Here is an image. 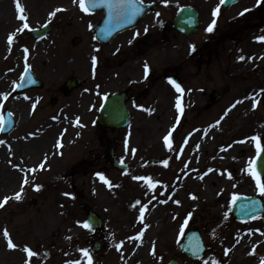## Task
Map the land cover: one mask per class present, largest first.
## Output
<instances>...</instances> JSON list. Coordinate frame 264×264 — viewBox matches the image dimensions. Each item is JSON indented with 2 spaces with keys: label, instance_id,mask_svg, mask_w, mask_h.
Instances as JSON below:
<instances>
[{
  "label": "rangeland",
  "instance_id": "obj_1",
  "mask_svg": "<svg viewBox=\"0 0 264 264\" xmlns=\"http://www.w3.org/2000/svg\"><path fill=\"white\" fill-rule=\"evenodd\" d=\"M8 2L16 8V0ZM19 2L25 7L19 14L26 20L15 15L12 24L5 25L7 28L0 34L1 44L5 45L0 76H5L7 86H2L4 89L0 91V124L4 108L12 112L16 122L10 133L0 134V141H3L0 143V176L15 172L8 187L0 181V264H25L26 260L28 264H71L73 261L89 264L88 256L91 264H166L171 257L180 264H261L264 231L258 226L264 221V212L247 222H237L230 214V203L234 195L240 194L255 195L264 202V193L258 190L249 163L257 148H264V40L255 39L264 36V29L250 32L248 42L243 45L247 81L244 87L240 85L241 90H228L230 56L226 45L218 51V62L212 60L200 80L188 82L193 87L203 85L205 96L212 90L211 86L221 91L216 105L207 113L198 112L200 117L194 124L201 125L217 118L212 126L197 128L195 136L188 142L199 143L200 147L186 146L172 157L170 163L176 162L170 170L169 181L162 182L160 166H151L159 172L150 178L141 170L133 177L107 172L105 179L109 186L104 187L92 178L90 173L94 168L85 164L88 143L95 129L85 130L83 135L76 137L79 135L77 129L60 124V121L67 123L65 114L70 113L63 111L59 117L58 107L64 103L77 104L76 96L81 98L77 95L81 91L71 96L55 91L70 74L82 78L85 71L87 84L92 80L87 73V56L93 42L86 32L99 15L87 17L79 0L75 3L73 0ZM53 12L55 14L50 16ZM25 22L29 27L19 31ZM44 24H49L51 31L43 38L36 40L28 34L29 29ZM12 28L15 29L13 33ZM10 34H14L11 43L8 41ZM249 54L254 57L247 60ZM174 59L173 54L169 61L160 55L152 66L157 70L163 62H174ZM26 65L42 81V88L13 94L12 87L18 83ZM190 71L194 72V69L190 68ZM125 75L120 77L123 79ZM118 87V82H114L107 85V91ZM165 90L157 84L150 90V97L161 99ZM52 97L57 100L53 106L49 103ZM232 98L240 99L235 101L234 110L226 114ZM91 99L92 94L83 97L85 104ZM254 102L256 107H253ZM193 111L188 110L186 117L192 118ZM85 114L90 119L92 113ZM157 114L159 118L154 116L151 121L135 114L133 128L119 130V133L121 138H131V145H136L140 154L164 159V135L171 117L168 122L166 111ZM172 114L170 110V116ZM193 128V124H186L174 131L171 144L176 146V152L182 134ZM48 129L52 134L49 139H43V147L41 144L38 149L31 147L32 139ZM25 147L27 155L22 154ZM25 178L28 182L23 184L21 191ZM110 181L114 187L110 186ZM260 181L264 184V177ZM34 185L40 187L37 189ZM16 192L21 194L19 200L14 198ZM4 197L9 199L4 201ZM81 203L99 213L104 221L102 230L93 232L77 223L84 222L86 217ZM156 206L161 209L151 218ZM253 225L258 226H254L255 237L250 239L249 245L238 253L230 252L229 249L240 237L246 236ZM193 228L200 231L206 247L199 260L189 259L179 251L185 232ZM5 229L9 234L7 238L3 235ZM8 239L16 247L9 248ZM94 241L100 243L97 251L91 250ZM25 246L35 255L29 256ZM80 249H87L88 256ZM45 250H48L47 254H44Z\"/></svg>",
  "mask_w": 264,
  "mask_h": 264
},
{
  "label": "flooded vegetation",
  "instance_id": "obj_2",
  "mask_svg": "<svg viewBox=\"0 0 264 264\" xmlns=\"http://www.w3.org/2000/svg\"><path fill=\"white\" fill-rule=\"evenodd\" d=\"M140 1L143 4H152L153 8L134 27L119 32L109 43L92 44L96 48L91 46L90 54L87 56V73L93 77L92 80L87 84L84 71L83 77H80L81 86L68 95L62 94L60 87L55 88V91L63 96H71L78 90L81 91L77 94L81 95V98L76 96L77 104L65 105L64 103L58 108L60 111L70 113V118L76 127L96 130L88 143V148L86 147V159L89 162L87 167H92L101 173L120 172L110 165L107 149L113 152L118 161L128 164L127 172L134 170L135 173L140 168H143V171H151L150 165L162 162L168 171L171 166L169 159L174 154L172 153L173 147L168 145L164 148V159L156 158L150 162L149 159L153 156H147L141 160L136 145H130L129 149L123 151L120 129H105L95 123L100 109L99 96L101 94L117 93L119 95L118 103L124 102L129 120L125 128H133L135 114L146 121H151L154 116L155 119L159 118L157 113L165 111L168 122L171 117L168 128H173L176 131L183 125H192L198 118V112H207L215 105L209 102L208 94L205 96L206 90L203 85L193 87L189 86L188 82L196 83L200 80L202 73L204 74L208 70L212 60L218 62V51L226 45V52L230 56L228 90L233 92L241 90L240 85L244 87V83L247 81L246 59L241 60L238 57L245 54L243 45L248 32L255 28L261 29L264 26V0H260L259 3L258 0H238L229 7L221 4L220 0H167L166 3L161 0ZM218 4L220 7L215 18L214 29L208 32L206 28L212 22V10ZM181 8L187 9L183 17L184 25L196 22L194 34L184 35L176 29L174 19L177 11ZM244 9H248V11H243ZM146 28L147 31H145ZM192 45L195 46L194 50L190 47ZM171 51L172 53H169ZM171 54L175 58L174 62H163L162 65L160 64V68L155 70L152 65L156 58L161 55L164 60L169 61ZM93 56L97 58L95 66L92 61ZM145 64L148 65L147 73ZM190 68L194 69V72L190 71ZM124 73L126 75L122 79L120 76ZM169 78H173L180 86V91H177L176 86L170 85ZM114 82H118V89L107 91V85ZM157 84L166 88L161 99L150 97V90ZM211 87L213 89V86ZM88 94H92V99L85 104L83 97ZM94 97L97 98L94 99ZM177 97H179V101ZM149 98L152 99L149 100ZM144 100L147 102L144 103ZM177 103L180 105L179 109ZM236 106L237 102L234 101L230 111H233ZM180 109L183 110V114L177 118L175 112ZM191 109L194 110V115L192 118H187L186 112ZM170 110H172V116H170ZM85 112L92 113L90 119ZM77 118H79L78 123ZM171 134L174 136L173 131ZM186 135L183 133L182 138ZM133 149H135L134 152Z\"/></svg>",
  "mask_w": 264,
  "mask_h": 264
},
{
  "label": "snow or ice",
  "instance_id": "obj_3",
  "mask_svg": "<svg viewBox=\"0 0 264 264\" xmlns=\"http://www.w3.org/2000/svg\"><path fill=\"white\" fill-rule=\"evenodd\" d=\"M73 2L75 3L76 0H73ZM99 2H106V6L109 9L110 15L112 14L113 10H116L118 12L119 16L122 17V18L127 16L129 13L134 15L136 12L139 11V7L136 4V0H87V4L85 3V0H79V5L85 12H88L90 6L91 7H96ZM161 2L166 3L167 0H161ZM259 2H260V0H258V3ZM220 3L221 4L225 3V0H220ZM219 7H220V5L218 4L212 10V17H213L212 22L206 28V31H208V32H211L214 29V25L216 23V19L215 18L218 15ZM16 8H17V11L19 13L23 12V7H22L21 3L19 2V0H16ZM58 10L59 9H57V11ZM243 11H248V9H244ZM54 14H55L54 12L53 13H49L50 16H52ZM240 14H242V13H240ZM19 19L20 20H26V17L24 15H20ZM28 27H29L28 23L25 22L23 24V27L21 29H19V31H23L25 28H28ZM89 27H92V25L89 24ZM145 31H147V28L145 29ZM13 35L14 34H10L9 35V37H8L9 43L12 42ZM255 39L264 40V36H257V37H255ZM190 47H191V49L194 50L195 46L192 45ZM25 52H27V49H25ZM96 59L97 58L95 56L92 57V61H93V65L94 66H95V63H96ZM238 59L243 60L244 57L243 56H239ZM27 67L28 66L26 65V69H27ZM147 71H148V65L145 64V72L147 73ZM169 79H171V78H169ZM172 83L175 84V81H172ZM176 88H177V91H180V86L178 84L176 85ZM177 100L179 101V97H177ZM179 107H180V105H179V103H177V108L179 109ZM253 107H256V103L255 102L253 103ZM78 122H79V118H77V123ZM164 139L167 142L168 141V136H165ZM0 143H3V141H0ZM134 151H135V149H133V152ZM45 159H46V157H45ZM249 163H251V161ZM40 166L42 167L43 163ZM32 171H35V168H33ZM97 175H100V173H97ZM253 175H254V178L257 180L258 190L261 191L262 193H264V184L261 183L259 176H256L254 173H253ZM136 179H140V177H136ZM27 182H28L27 178H25V180L22 182V185H21V191H23V184L27 183ZM34 187H36L38 189L40 187V185H34ZM66 195H68V194L66 193ZM14 198L19 200L21 198L20 192H16L14 194ZM8 199H9V197H4V201H7ZM233 199L235 200V195L233 196ZM137 203H139V201H137ZM177 203H179V201H177ZM140 211H141V213H143L144 209L141 208ZM189 215H191V214H189ZM77 223H82L83 227H85V228L90 227V225L88 224L87 221H84V222L78 221ZM180 227H181V233H183L184 225L182 224ZM3 235L6 238L9 236V234H8L6 229L4 230ZM8 247L9 248L16 247V245L12 243L11 239H8ZM117 247L119 248V245H117ZM24 250L29 254V256L35 255V253H33L32 250L30 248H28L27 246H25ZM80 251H81L82 254L88 256V250L87 249H80ZM88 260H89V264H91V257L90 256H88ZM25 264H28L27 260L25 261ZM71 264H79V262L78 261H73V262H71ZM261 264H264V257L261 258Z\"/></svg>",
  "mask_w": 264,
  "mask_h": 264
},
{
  "label": "water",
  "instance_id": "obj_4",
  "mask_svg": "<svg viewBox=\"0 0 264 264\" xmlns=\"http://www.w3.org/2000/svg\"><path fill=\"white\" fill-rule=\"evenodd\" d=\"M47 31H48V28H44L41 31H36L35 35L40 36V35L45 34ZM94 32L96 35L98 34V25L94 27ZM30 83H31L30 79L28 78L27 82L23 83L20 86V89L27 87ZM34 85H35V81L31 83V86H34ZM16 90H19V87L16 88ZM112 102H113V97H110L108 98L106 105H109ZM102 115L109 116V111L107 110V108H105V111H103ZM113 125L120 126V124H117V123ZM11 126H12V123L10 122V120L6 119L4 126H3L4 131H8ZM254 167H255V172L259 176L264 175V153L263 152L260 151L257 158L254 160ZM262 209L263 207H262L261 202L258 199L251 198V197L239 196L234 200L232 204V213L235 214L238 219H242V220L253 217L254 215L260 213ZM87 221L90 226L100 227L101 225L100 219L93 212H88ZM182 247L186 250L187 253H190L189 255L194 256V257H200L203 247H202L201 238L198 235V233L193 232L190 235H187L186 240ZM168 264H178V263L175 260H171L168 262Z\"/></svg>",
  "mask_w": 264,
  "mask_h": 264
},
{
  "label": "bare ground",
  "instance_id": "obj_5",
  "mask_svg": "<svg viewBox=\"0 0 264 264\" xmlns=\"http://www.w3.org/2000/svg\"><path fill=\"white\" fill-rule=\"evenodd\" d=\"M8 1L9 0H0V34L3 33V31L7 28V26H5V25H11L12 24L11 23L12 17H14L15 15H20L19 12L16 11V8L14 7V5L13 6L12 5H9V2ZM23 7H24V5H23ZM11 30H12L11 33H13L15 29L12 28ZM4 35H5V33H4ZM3 43H4V41H3ZM4 46H3V44H1V40H0V61L3 60V58H4L5 50H4V52H2ZM4 79H5V76H0V91H2L4 89L3 87H7L4 84ZM41 134L42 135L39 136L38 138L32 139V142H31L30 146L31 147H34V149L40 148V144L43 147V144H42L43 139L45 137L46 138L48 137V139H49V137L52 134V131H50L48 129V130H45ZM22 154L23 155H27L28 154V149L26 147L22 150ZM1 157H2V151L0 150V158ZM12 173H15V172H11L10 174L7 173V174H4V175L0 176V181H2L1 183H3L5 187H8L9 180L14 179V175ZM160 209L161 208H159V206H156L153 209L152 213H151V218H153V216L156 213H158L160 211ZM254 226H258V225H253L252 227H250L248 229V234L246 236L240 237L238 239L237 243L235 245H233L229 249L230 252H232V253H238L241 250H243L247 245H249L250 239H252L253 237H255L256 227H254ZM258 227H259V230H263L264 231V221ZM228 243L226 244L227 247L229 246ZM139 246L142 247V244L139 245Z\"/></svg>",
  "mask_w": 264,
  "mask_h": 264
}]
</instances>
